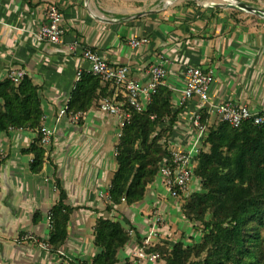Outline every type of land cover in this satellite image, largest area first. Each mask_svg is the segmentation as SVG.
<instances>
[{
  "label": "crops",
  "instance_id": "crops-1",
  "mask_svg": "<svg viewBox=\"0 0 264 264\" xmlns=\"http://www.w3.org/2000/svg\"><path fill=\"white\" fill-rule=\"evenodd\" d=\"M244 1L254 8L259 6L251 0ZM230 2L0 0V82L8 78L10 68L22 67L41 87L43 123L55 130L54 137L58 130L62 136L59 147L46 148L49 157L45 167L40 174H35L31 171L32 156L22 150L30 147L36 132H0V264H59L62 257L51 252L46 238L25 239L27 234L35 238L47 235L44 232L46 217L58 201L52 183L55 171L71 204L100 210L103 216L122 222L126 229L132 228L136 238L150 237L153 245L171 241L170 233L179 228L184 231L188 220L182 214L181 205L167 197L159 178L148 189L141 204L124 203L115 206L111 213L104 211L105 204H99V192L102 189L107 192L117 169L114 145L118 121L100 110L90 111L89 118L82 124L60 117V110L66 107L79 80L77 71L87 66L71 56L66 46L73 41L89 46L114 66L128 65L130 76L143 80H147L146 72L151 65L163 64L169 71L166 82L174 90L175 106L179 108L185 86L184 71L179 64L213 67L217 76L210 91V103L231 101L257 112L264 107V20L244 11L208 6L209 3ZM49 4H57L64 13L66 31L60 45L41 43L35 35L46 22ZM232 11L240 14L232 17ZM145 36L149 37L148 45L137 49L129 46L131 39ZM199 108L196 100L185 104L171 148L186 150L193 145L197 137L193 117ZM103 136L104 141L110 140L105 145L101 143ZM192 189L202 192L199 179L193 180ZM161 205L165 221L151 236L154 213ZM177 216L180 224L170 229ZM96 218L97 214L88 210L75 214L71 237L63 249L67 258L91 262L97 256L99 251L92 235ZM135 246L130 244L131 249ZM122 256L126 261L129 254L123 251Z\"/></svg>",
  "mask_w": 264,
  "mask_h": 264
},
{
  "label": "trees",
  "instance_id": "trees-1",
  "mask_svg": "<svg viewBox=\"0 0 264 264\" xmlns=\"http://www.w3.org/2000/svg\"><path fill=\"white\" fill-rule=\"evenodd\" d=\"M238 14L232 11L231 16L236 18ZM78 79L66 105L69 118L99 110L102 100L114 94L111 84L103 83L98 76L83 74ZM0 99V132H36L33 143L22 152L32 156V173L40 174L49 157L41 132L45 119L41 87L28 74L18 84L8 77L0 82ZM192 100L199 102L197 113L206 127L194 165L202 192H193L184 199L181 211L189 222L199 223L202 237L189 244L184 238L173 244L161 241L149 246L147 252L157 253L159 262L165 264H264V125H256L253 119L238 128L221 120L214 122L199 97ZM185 104L175 106V92L166 80L143 112L126 104L132 118L122 128L116 146L117 169L104 198L105 212L111 213L115 206L124 203L134 206L145 201L170 154L171 139ZM57 176L55 171L58 201L49 211L51 227L45 241L51 252L60 255L71 237L75 213L88 210L97 214L92 235L99 253L91 262L77 259L73 264H132L137 246L130 248L124 263L120 254L130 244L135 245L131 236V231H135L103 216L98 209L70 205ZM137 240L143 243L140 238Z\"/></svg>",
  "mask_w": 264,
  "mask_h": 264
},
{
  "label": "built area",
  "instance_id": "built-area-1",
  "mask_svg": "<svg viewBox=\"0 0 264 264\" xmlns=\"http://www.w3.org/2000/svg\"><path fill=\"white\" fill-rule=\"evenodd\" d=\"M64 13L57 4L47 5L46 22L40 30L36 32V38L41 43L50 45L62 44V38L65 35ZM149 38L142 37L131 39L129 46L137 49L148 45ZM69 54L74 58L84 61L87 66H82L77 71V78L83 74L98 76L105 84H111L114 90L112 97L105 98L100 104V111L119 119L123 128L130 122L132 114L126 110V104H129L137 112H143L145 106L150 102L152 95L157 88L162 85L169 76L167 67L163 64L151 65L147 72V80L130 76V67L127 65L114 66L105 60L99 52H96L89 46H82L79 42L73 41L66 46ZM184 71L185 86L182 91L180 104L183 105L198 96L202 107L214 118L230 124L234 128L241 127L246 121L253 119L256 125H264V107L257 112H253L246 105H240L231 101L221 102L218 104L210 103V91L216 80V70L213 67H204L191 64H179ZM27 75L22 67L10 68L8 77L16 84ZM207 104V105H205ZM60 117L69 118L67 107L59 112ZM85 113H77L70 117L71 121L78 122L81 119H87ZM193 126L197 132V137L189 149L170 148L168 158L162 163L159 177L161 183L167 191V197L176 200L181 206L190 194L193 193L192 184L196 178L194 174L195 161L198 158L202 141L205 136L206 127L202 123L199 113L194 115ZM43 146L50 148L55 135V130L46 124H42ZM51 214H49V219ZM165 216L163 206H159L154 213V227L151 236L157 232L160 225H163ZM50 226H47L44 232L48 237ZM131 236L135 239L132 241L137 245L134 253L132 264H143L144 261L150 260L157 262L159 255L157 253H148L147 249L152 245V239L147 237L140 244L136 235L131 231ZM25 239L33 240V234H27ZM48 246V245H47ZM61 260L59 264H73V260L66 257L64 251L60 252ZM126 264V263H125Z\"/></svg>",
  "mask_w": 264,
  "mask_h": 264
},
{
  "label": "rangeland",
  "instance_id": "rangeland-1",
  "mask_svg": "<svg viewBox=\"0 0 264 264\" xmlns=\"http://www.w3.org/2000/svg\"><path fill=\"white\" fill-rule=\"evenodd\" d=\"M240 1H243V2H245L244 0H240ZM253 3H255L256 5L258 4L259 6L257 7V9L258 8H262V9H264V2L262 1V0H251ZM245 3H247V2H245ZM226 4V3H225ZM248 4V3H247ZM250 14V13H249ZM252 14H250L249 16H251ZM252 17H253V15H252ZM255 18H261L262 20H264V18L261 16H254ZM100 110V109H99ZM101 112V111H100ZM108 116H110L111 117V115H108ZM113 117V116H112ZM87 118H89V115L87 116ZM114 118H116V117H114ZM117 119V121H118V124H117V127H118V133H117V141H116V139H115V142H116V144L114 145L115 146V157H116V146H117V143H118V141H119V139H120V137H121V131H122V127H121V124H120V121H119V119L118 118H116ZM81 120H84V119H81ZM87 119H85L84 121H86ZM219 119L218 118H215V119H213V121L214 122H216V121H218ZM74 123V122H73ZM75 123H78V122H75ZM102 134H103V131L101 132ZM61 138H62V136H61V134L59 133V130H58V133L56 134V136L53 138V140H52V145H51V147L53 148L55 145L57 146V147H59V145H60V140H61ZM103 138H104V136L102 137V139H101V143L103 144V145H105V144H107L110 140H107V141H104L103 140ZM54 144V145H53ZM55 146V147H56ZM111 146H112V144H111ZM102 153H103V151H101ZM112 158H114V156L113 157H111L110 158V163L112 164ZM55 161L57 162V159H55ZM60 161V160H59ZM111 169V171L113 170V167H111L110 168ZM57 178H59L60 179V177L59 176H57ZM158 178L160 179V177L158 176ZM61 180V179H60ZM52 183H53V185H54V192L56 193V194H58V192H56V190H55V183H56V177H54V180H52ZM61 183H62V186L64 187V184H63V182H62V180H61ZM109 186V185H108ZM105 188H106V186H105ZM108 189V188H107ZM104 190V191H103ZM105 189H102L101 190V192H99V193H101V197H99V204L100 205H102V204H105V200H104V195H106V193H105ZM98 193V194H99ZM70 197L68 196V201H69V204L70 205H72V206H76V205H74V204H71V202H70V199H69ZM184 204V203H183ZM183 206V205H182ZM182 206H181V208H182ZM89 207V206H88ZM78 213V212H77ZM76 214V213H75ZM75 216V215H74ZM50 220H51V218L49 219V213H48V215H47V217H46V221H47V226H50L51 227V224H50ZM180 219H179V216H177V218L174 220V221H172V225H171V227H170V229H172L173 228V225H177V224H180V221H179ZM189 222V221H188ZM186 222L185 221V227H184V231L182 232L181 230H180V228L177 230V231H175V232H173V233H170L171 235H169V238L168 239H171V241H167L166 239V241L167 242H172L173 241V239L174 240H182L183 238V240H184V242L185 243H187V244H189V243H192L193 241H197V240H199L201 237H202V232H201V230H200V225H199V223H191V222ZM46 226V227H47ZM89 226V225H88ZM160 227H162V226H160ZM39 237L40 236H36V238L35 239H39ZM133 239H135V237L133 238ZM88 241V240H87ZM159 242H161V241H159ZM175 242V241H174ZM177 242V241H176ZM173 243V242H172ZM135 244V243H134ZM88 248H86L85 250H87ZM130 251V246L124 251L125 253H128ZM86 254H87V252H85ZM132 254H134V252L132 253ZM74 257H75V255H74ZM123 257V256H122ZM122 257H120L121 258V261H123V263L125 262L124 261V257L122 258ZM79 259V258H78ZM80 260V259H79ZM158 263H160L159 262V260L157 261ZM156 262V263H157ZM157 263V264H158Z\"/></svg>",
  "mask_w": 264,
  "mask_h": 264
},
{
  "label": "water",
  "instance_id": "water-1",
  "mask_svg": "<svg viewBox=\"0 0 264 264\" xmlns=\"http://www.w3.org/2000/svg\"><path fill=\"white\" fill-rule=\"evenodd\" d=\"M210 8L215 9H221V10H240L244 11L246 13H250L252 15L256 16H262L264 18V12L262 10H259L257 8H254L253 6H250L249 4L240 1V0H231L230 3L224 4V3H212L208 4Z\"/></svg>",
  "mask_w": 264,
  "mask_h": 264
}]
</instances>
